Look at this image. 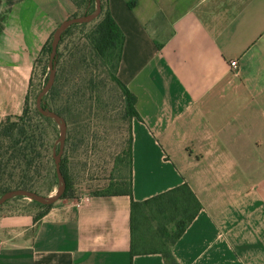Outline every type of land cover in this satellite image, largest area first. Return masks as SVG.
I'll return each instance as SVG.
<instances>
[{
  "label": "crops",
  "instance_id": "1",
  "mask_svg": "<svg viewBox=\"0 0 264 264\" xmlns=\"http://www.w3.org/2000/svg\"><path fill=\"white\" fill-rule=\"evenodd\" d=\"M106 6L124 33L116 75L138 114L132 198L190 186L202 207L171 246L177 264H264V0ZM75 11L69 0H0V123L22 113L44 44ZM130 237L125 194L0 206V264H166L132 256Z\"/></svg>",
  "mask_w": 264,
  "mask_h": 264
},
{
  "label": "rangeland",
  "instance_id": "2",
  "mask_svg": "<svg viewBox=\"0 0 264 264\" xmlns=\"http://www.w3.org/2000/svg\"><path fill=\"white\" fill-rule=\"evenodd\" d=\"M100 1L105 11L106 0ZM84 7L89 10L88 13L84 12ZM94 8L95 1L91 0L89 4L76 7L75 13L69 17L90 14ZM72 26L66 29L68 31L62 34V40L59 41L53 93L49 95L48 90L43 103H47L52 111H62L63 114L60 115L67 125L61 155L68 183L64 198L84 193H112L126 187L128 170L125 151L130 123L134 118L125 115L122 93L110 76L112 67L96 56L82 37V34L89 31L90 25ZM49 53L46 50L36 60L28 89L27 118L31 119L33 127L39 122L36 115L37 97L50 72ZM43 127L46 142L43 159L45 168L37 191L41 195L51 196L57 187L52 149L58 138L59 128L53 119L45 121ZM18 139L17 129L11 140L3 135L0 128V152L7 151V148L15 144L20 147L22 142ZM26 201L32 200L15 197L6 203L23 204ZM34 206L40 208L36 203Z\"/></svg>",
  "mask_w": 264,
  "mask_h": 264
},
{
  "label": "trees",
  "instance_id": "3",
  "mask_svg": "<svg viewBox=\"0 0 264 264\" xmlns=\"http://www.w3.org/2000/svg\"><path fill=\"white\" fill-rule=\"evenodd\" d=\"M69 1L79 8L84 4H89L91 0ZM84 9L85 13L89 12L87 8L84 7ZM77 25H90L89 31L82 34V37L88 43L91 51L112 67L110 76L122 93L125 115L130 118H138L133 95L116 75L124 43V33L110 15L107 6L104 11L101 4L99 15L91 22ZM70 27L67 29H70ZM51 39L52 34L44 44L41 54L46 52V50L50 52ZM76 51L79 52V49H76ZM56 55L59 57L58 50ZM79 62L81 63V61ZM53 89L54 84L48 91L49 95H51V92L53 93ZM26 101L22 113L14 117L15 121L8 118L5 122L2 121L0 123L3 135L12 140L14 139L15 129H17L18 140L22 142L20 147L15 144V146L7 148V151L0 152V195L16 188H26L38 193V183L44 177L45 165L43 159L46 151V142L43 123L49 121L50 118L36 112L39 122L33 127L31 119L27 118ZM44 106L48 107L47 103ZM54 112L59 115L63 114L58 109ZM18 124L19 127L17 128ZM131 143L132 136L129 133L125 151L128 170L126 187L112 193L98 195L125 194L130 197V253L132 256L160 254L166 264H177L172 256L171 246L197 215L202 207L201 203L186 182L144 200H134L132 198L130 180ZM5 155H7L6 158H4ZM60 169L66 182V188L59 199L64 198L68 190L62 160L60 161ZM30 202L40 205L39 207L44 210L51 206L43 205L33 200Z\"/></svg>",
  "mask_w": 264,
  "mask_h": 264
},
{
  "label": "water",
  "instance_id": "4",
  "mask_svg": "<svg viewBox=\"0 0 264 264\" xmlns=\"http://www.w3.org/2000/svg\"><path fill=\"white\" fill-rule=\"evenodd\" d=\"M94 1H95V8L90 14L68 17L63 21H61L54 29L52 33V39L50 42V53H49L50 72L44 86L41 88V91L36 101V107L38 112L42 114L44 117L53 119L57 123L59 128V135L52 149V158L55 166V176L57 179L56 191L51 196H44L26 188L11 189L0 195V205L5 203L7 200H10L15 197H23L29 200L36 201L43 205H51L55 203L57 200H59V198L61 197V195L65 190L66 182L61 173L60 160L63 152L67 125L64 118L61 115L57 114L56 112L50 110L48 107L44 106L43 104L44 96L54 83L55 74H56V52L62 34L70 26L91 22L99 15L101 10V1L100 0H94Z\"/></svg>",
  "mask_w": 264,
  "mask_h": 264
},
{
  "label": "built area",
  "instance_id": "5",
  "mask_svg": "<svg viewBox=\"0 0 264 264\" xmlns=\"http://www.w3.org/2000/svg\"><path fill=\"white\" fill-rule=\"evenodd\" d=\"M229 65H230L231 68L236 69L237 68V62H236V60H231L229 62Z\"/></svg>",
  "mask_w": 264,
  "mask_h": 264
}]
</instances>
